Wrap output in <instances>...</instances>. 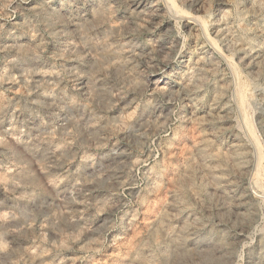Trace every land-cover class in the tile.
Wrapping results in <instances>:
<instances>
[{
	"label": "rangeland",
	"instance_id": "rangeland-1",
	"mask_svg": "<svg viewBox=\"0 0 264 264\" xmlns=\"http://www.w3.org/2000/svg\"><path fill=\"white\" fill-rule=\"evenodd\" d=\"M0 264H264V0H0Z\"/></svg>",
	"mask_w": 264,
	"mask_h": 264
}]
</instances>
